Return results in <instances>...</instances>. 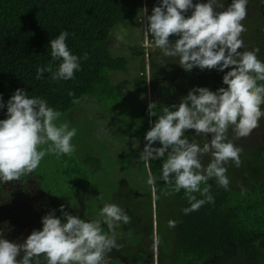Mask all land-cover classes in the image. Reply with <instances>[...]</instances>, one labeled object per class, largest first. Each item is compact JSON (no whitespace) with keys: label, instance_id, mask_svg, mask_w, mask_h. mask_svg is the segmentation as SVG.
Here are the masks:
<instances>
[{"label":"clouds","instance_id":"1","mask_svg":"<svg viewBox=\"0 0 264 264\" xmlns=\"http://www.w3.org/2000/svg\"><path fill=\"white\" fill-rule=\"evenodd\" d=\"M225 3L226 0H158L144 27L146 38L151 37L164 57L178 58L186 72L194 68L218 72L230 69L222 77L226 88L212 91L194 87L178 104L161 106L159 110L156 102L147 106V114L157 119L150 121L139 159L162 160L159 180L170 185L173 193L184 190L189 203L182 209L184 215L205 203H214L209 180L215 178L227 190L224 164L231 160L239 165L242 152L228 140L229 127L238 138H244L264 117V83H260L264 82V61L258 59L259 49L239 51L244 47L241 33L246 29L241 22L247 15L248 0H231L227 7ZM142 11L145 15L148 10L145 7ZM69 35L61 31L50 40L51 60L60 63L55 70L51 63L38 67L36 79L50 73L53 81H67L81 70V61L87 59V54L79 57L71 52L66 43ZM125 35L123 32L117 39L123 40ZM170 35L178 39L170 41ZM5 107L6 118L0 119V182L19 180L33 172L49 153L69 155L75 151L71 141L76 128H70L68 122L57 124L60 113L46 99L30 97L18 88L6 105L0 95V109ZM188 130L210 139L201 147L190 142ZM157 142L159 147L154 146ZM206 153H211L212 159L204 167L200 158ZM156 183L157 177L150 174L147 184L155 190ZM202 184L205 187L201 188ZM195 193L203 198L197 199ZM58 210L61 217L55 215L57 210L49 211L41 218L42 229L33 230L23 243L9 241L0 229V264H40L41 256L46 264H102L113 249L120 248L115 228L131 222L126 210L115 203L103 204L93 219L69 214L64 205ZM175 224L169 222L170 227Z\"/></svg>","mask_w":264,"mask_h":264},{"label":"trees","instance_id":"2","mask_svg":"<svg viewBox=\"0 0 264 264\" xmlns=\"http://www.w3.org/2000/svg\"><path fill=\"white\" fill-rule=\"evenodd\" d=\"M138 1L139 5L128 6L125 0H0V95L4 104H7L18 88L24 89L30 97L38 96L46 99L48 105L60 114L70 111L88 95L95 96L99 102H106L109 105L114 102L124 104L126 102L124 89L112 84L109 77L110 72L120 71L125 66L124 60L116 57L110 49L111 33L119 25H127L131 20L143 15L142 0ZM196 2L197 0H193V3ZM150 9L151 5L148 14ZM257 12L252 22L247 20L246 25L243 24L246 31L241 35L245 36L246 43L248 42V45L245 44V50H254L252 45L262 46L259 48L258 59L264 61V46L260 44V39L264 38V9L257 5ZM190 14L189 11L188 15ZM65 30L70 33L66 43L71 52L79 57L87 54V59L81 61V70L75 72L73 79L67 81H53L50 73H44L41 79H36L38 67H46L51 63L55 70L60 63L51 60L49 42ZM249 33L251 34L248 35ZM150 48H147L148 52L145 53L149 57ZM152 59L153 56L149 69L152 70L153 75L150 76L152 81L149 80V84L151 82L153 88L155 79L164 80L166 76L154 75ZM144 77L147 78L146 72ZM222 77L215 69H207L206 87L212 91L220 87L226 88L227 86L222 83ZM146 81H143V84ZM200 84L201 82L197 87H202ZM175 98L173 96L167 103L157 104V110L161 106L176 104ZM261 107L264 108V105ZM5 113L6 107L0 109V119L6 118ZM156 119V116L150 117L147 114V106H145L132 123L134 134L144 137L150 130V121L154 123ZM228 131V137L231 138L235 132L231 126ZM243 139L250 142L251 135ZM154 146L160 145L157 142ZM258 146V158L262 160L261 162L258 161L254 166H250L249 163L246 165L245 158L241 155L239 165L229 160L224 164L227 169L226 176L229 177L227 190L220 186L215 178L209 180L210 194L214 197V203H205L199 210L188 215L182 212L183 208L189 207L184 190L173 193L170 191V185L159 180L162 160L144 162L145 174L148 177L150 174L157 177L155 185L157 207L167 203L160 201L163 195L166 198L173 197L169 204H176L178 208L175 220L180 233L174 241V248L177 245L179 250H183L181 257L185 258L180 263L171 259L167 264H215L217 261L224 264H264V141L259 142ZM48 156L55 155L54 153L45 155V159L41 160L36 170L22 175L19 180H13L9 184L0 182V229L7 230L5 238L9 241L19 242L20 234L27 227L29 234L33 230H41V218L49 211L57 210L55 215L61 217L58 209L60 205H64L63 203L37 199L33 197V189L30 188V183H35L34 186L37 185L44 192L41 187L44 167L41 166ZM211 159L212 156L210 161ZM238 178L243 181V186L240 188L234 184ZM89 180L70 178L73 202L81 201L82 205L86 206L88 200L85 198V193H79L78 187L88 190ZM82 181L86 185H80ZM149 187L152 195L151 186ZM203 187L204 184L201 185V188ZM194 195L197 199L203 198L199 193ZM151 197H149L150 203ZM18 200L29 203V209L25 210L22 207L11 209L10 206ZM4 209L7 211L6 215L3 214ZM65 210L81 219H93L91 215H85V210L79 211L78 208L71 206H65ZM127 214L131 222L116 228V238L123 236L126 241V234L131 229L139 234L143 230V222L139 218L141 212L132 210ZM11 227L13 228L10 229ZM150 229L154 238L153 219L149 225ZM120 232L123 235H120ZM118 243L121 256L129 257L127 251L130 243L129 246L123 241ZM111 253H115V249ZM40 264H46L43 256L40 258Z\"/></svg>","mask_w":264,"mask_h":264},{"label":"rangeland","instance_id":"3","mask_svg":"<svg viewBox=\"0 0 264 264\" xmlns=\"http://www.w3.org/2000/svg\"><path fill=\"white\" fill-rule=\"evenodd\" d=\"M125 2L128 6L139 5L138 0H125ZM142 3L143 8L146 7L148 11L151 5L149 14L147 11L145 15L143 13L144 16L136 17L129 24H121L111 33L110 49L116 57L124 60L125 66L120 71L110 72L109 77L112 84L119 85L124 89L126 102L124 104L114 102L109 105L106 102H99L95 96L88 95L70 111L60 114L56 121L57 124L68 122L70 128L74 127L77 130L71 141L75 145V151L69 155L54 153L55 156L46 158L44 165L41 166L44 167L43 183L41 184L44 192L37 185L34 186L35 183H30L33 197L41 200H54L65 206L72 207L73 205L75 207L72 208H78L79 211L85 210V215H91L93 218L98 217L99 209L105 203L119 204L127 213L132 210L141 212L139 218L143 222L142 232L139 234L131 229L126 234L127 241L123 236L116 238L118 242L123 241L127 245L130 243L127 251L129 257L124 258L120 251L115 250V253L110 252L105 257L102 264H150V262L167 264L171 259L180 263L185 258L181 257L184 253L183 250H179L177 245L174 248V241L180 233L177 220H175L178 215L177 205L169 204V201L174 199L173 197L166 198L162 195L160 201H167V203L157 207L156 191L151 187L152 195H150V187L147 184L148 176L143 167L144 161L139 159L146 141L143 136L134 134L131 127L137 114L150 102H156L159 105L165 104L175 96L176 104H178L181 98L185 97L190 89L197 87L200 82V86L206 87L207 69L201 71L199 68H194L191 71L193 74H191L178 64V58L164 57L159 54L161 51L154 46L151 37L146 38L144 29L146 18L151 15L153 7L158 6V0H142ZM230 3L231 0H226L225 7ZM257 5L264 9V0H248L247 15L241 22L242 24L246 25L247 20L248 22L254 20L258 13ZM122 30L127 35L123 40H118L117 35L123 34ZM241 38L244 47L239 51H250L245 50L248 45L245 36L241 35ZM175 39L178 37L169 36L170 41ZM260 44L264 46V38L260 39ZM252 47L254 49L262 48L258 45H252ZM147 48L151 49L150 57L148 54L145 55L148 52ZM152 56L154 75L166 76L164 80L155 79L153 88L151 82L149 84V80L152 81L150 76L153 75L152 70H149ZM226 70L229 69L224 71ZM144 72H146L147 78L144 77ZM222 73L224 72L217 71L221 77ZM143 81L146 82L143 84ZM148 84L149 89H147ZM228 132L226 133L227 137ZM186 135L190 142L194 141L201 147L210 139V136L208 138L203 134L194 135V130H188ZM249 135H251L250 142L238 138L236 134L228 138L236 147L242 149L241 156L245 158L246 165L249 163L250 166H254L258 161H262L258 158V144L264 141V117L259 120L257 127ZM134 140L138 141L137 145L133 144ZM243 149L249 152H245ZM210 158L211 153L204 154L200 158L202 166L206 167ZM71 177L73 179L80 178L83 181L90 179L88 190L77 186L79 193H85V198L88 200L86 206H83L81 201L73 202L71 200L73 196L72 185H70ZM250 180H252L251 177ZM83 181L80 185H86ZM234 184L240 188L243 186V181L238 178ZM131 188L134 190L132 191ZM149 197H151V203ZM10 207L11 209L22 207V209L28 210L29 203L18 200ZM6 212L4 209L3 214L6 215ZM152 219L154 238L153 231L149 230ZM170 221L176 222L175 227L169 226ZM103 227L107 231L106 225ZM115 233H117L116 228ZM20 235L19 242L30 235L29 227ZM215 264L224 263L217 261Z\"/></svg>","mask_w":264,"mask_h":264}]
</instances>
